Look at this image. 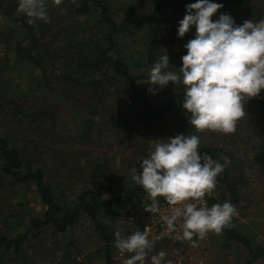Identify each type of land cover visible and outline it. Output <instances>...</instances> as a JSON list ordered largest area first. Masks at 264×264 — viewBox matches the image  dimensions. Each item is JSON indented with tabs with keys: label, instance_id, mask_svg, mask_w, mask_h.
Here are the masks:
<instances>
[{
	"label": "rangeland",
	"instance_id": "obj_1",
	"mask_svg": "<svg viewBox=\"0 0 264 264\" xmlns=\"http://www.w3.org/2000/svg\"><path fill=\"white\" fill-rule=\"evenodd\" d=\"M109 7L108 16L117 27H113L100 15V9L92 8L89 15H74L71 0H63L56 6L47 0L46 9L49 23L38 21L29 25L37 31L35 45L43 46L52 41L53 56L43 60L44 68L30 60L17 57V42L25 38L26 28L9 18L5 8L14 15L18 0H0V135L9 139L12 146L24 151L33 167H41L47 181L53 186L58 201L69 208L76 203L77 196L85 189L100 190V186H110L126 192L133 187L130 170L141 167L158 142L180 133L198 135L202 154L209 148H219L223 157L230 158L229 176L238 177L239 193L236 205L237 215L231 226L237 233L247 238L252 249H264V179L254 164L255 152L264 137V89L258 97L245 103L246 115L236 125L232 134L205 130L196 132L188 122L183 101L174 94L185 90L181 84L171 81L164 88L152 86L155 94H144L152 108L167 107L162 114L146 109L138 91L145 87L147 73L158 61L162 49L169 57L168 71L179 73L182 56L187 54L184 45L196 36L195 26H191L183 38L178 36L179 22L186 15V6L197 0H164L157 11L162 29L159 33L157 50L149 59L148 44L153 28L152 15L158 0H103ZM222 4L211 19L216 22L222 14L230 15L236 26L245 20L258 22L264 19V0H210ZM61 9H66L61 14ZM111 33V34H110ZM111 35L114 48L109 50L114 58H120L128 65L133 75L142 76L134 84L124 80L109 70V63L91 68L84 76L85 81L98 79L100 86L87 85L82 92L68 98L62 94L63 86L45 81L55 73L77 71L81 73L84 60H94L97 56L96 41L108 46L107 35ZM34 44L30 36L23 45ZM40 44V45H39ZM36 50L34 55H38ZM40 57V56H38ZM55 80V79H54ZM5 99L13 103L6 104ZM17 106L25 111L38 112L51 109L55 124L40 117L31 121L18 113ZM184 129L180 131L181 127ZM209 156L218 162L213 152ZM224 162V161H223ZM0 163L2 161L0 160ZM0 173V235L11 237L24 233L30 227L32 217H42L44 205L39 199L34 184H11ZM106 194L102 196L106 200ZM162 197H157V200ZM217 203L229 201L228 192L219 188ZM150 202L147 194L131 201L126 209L115 210L100 204L98 218L108 228L114 240L111 242V263L123 264L130 255L117 256L114 232L119 227L122 236L131 235L136 225L126 224V215L143 208ZM127 212V214H126ZM197 240L193 247L190 241L179 243L158 241L150 243L152 250L147 253L145 264H151V257L160 251L167 256L162 264H264V253L256 260L245 244L229 238L222 232H209L205 239ZM22 248L27 259L24 264H61L75 259L78 264H106L104 241L94 228L93 221L86 215L69 225L65 232L45 226L41 234H28ZM78 257L80 260H78ZM116 257V258H115ZM3 264H15L4 257ZM250 262V263H249ZM139 264V262H137Z\"/></svg>",
	"mask_w": 264,
	"mask_h": 264
},
{
	"label": "clouds",
	"instance_id": "obj_2",
	"mask_svg": "<svg viewBox=\"0 0 264 264\" xmlns=\"http://www.w3.org/2000/svg\"><path fill=\"white\" fill-rule=\"evenodd\" d=\"M62 2L53 0L56 6ZM71 2L79 6L76 0ZM46 4L47 0H18L16 14L27 17L29 25L38 21L49 23ZM222 7L210 0L188 4L186 15L179 22L178 36L183 38L191 26H195L196 36L184 45L187 54L182 56L179 73L167 70L169 57L166 49H162L165 54L160 55L147 73L148 79L143 80L160 88L170 81L175 85L182 83L185 86L182 107L190 113L188 122L198 133L205 130L234 133L237 122L246 115L245 103L264 89V19L245 20L236 26L230 15L222 14L213 22L211 17ZM65 12L66 9H61V14ZM148 91L155 94L153 87ZM166 141L156 143L154 150L149 151L139 174L135 167L130 170L131 179L142 186L151 201L144 206L145 211L157 213L160 196L169 205L168 214L160 216L165 231L157 239L175 233L176 240L190 241L196 247L194 237L203 240L209 232L222 234L237 215L230 201L208 207L205 200L206 194L211 195L216 189L217 176L231 161L225 156L221 164L207 154H199L198 135L180 133ZM121 233L117 227L115 247L122 256L132 254L123 264H145L147 253L152 250L147 228L126 236ZM166 256L165 251H160L151 257V264H162Z\"/></svg>",
	"mask_w": 264,
	"mask_h": 264
},
{
	"label": "trees",
	"instance_id": "obj_3",
	"mask_svg": "<svg viewBox=\"0 0 264 264\" xmlns=\"http://www.w3.org/2000/svg\"><path fill=\"white\" fill-rule=\"evenodd\" d=\"M164 0H158L155 4L152 21L153 28L151 29V37L150 42L148 44V53L149 59L153 58L154 52L157 50L159 33L162 29V24L159 16L157 15V11L161 7V4ZM76 4L79 6L72 4V13L74 15L82 16L89 15L94 6L100 9V15L103 17L105 21L110 23L113 27V32L116 31L117 27H115L114 21L110 19L108 13L110 12L109 7L104 3L103 0H76ZM10 7V4L5 8V11L10 19L15 21L19 26H24L26 28L25 38L22 41L17 42L16 53L19 59L30 60L35 65L40 66L42 69L44 68L42 62L43 60L50 61L53 56L52 51V41L48 40L43 46L35 45V40L40 38L36 37V32L42 26L39 23L38 29L32 30L30 26L24 21L23 16L12 14L10 10H7ZM111 34V33H110ZM108 34L106 40L108 42L107 47H102L99 45V41H96L97 47V56L93 60H84L83 68L81 69V73L78 74L77 71H74L71 68V71L55 73L49 79V75H45V81L55 84V81L62 85L64 90H62V94L65 97L71 98L76 92H82L87 85H91L94 87L100 86V81L98 79H91L90 81H85L84 76L88 73V70L100 65L105 64V62L109 63V70L112 71L114 75L122 78L126 84H134L136 80H138L142 76L133 75L128 65L120 58H114L111 54H109V50L114 48V42L111 39V35ZM32 37L34 39V44H24L26 39L28 41V37ZM40 45V44H39ZM38 50V55H34V52ZM40 56V57H38ZM146 80L148 77H145ZM55 79V80H54ZM151 85L147 84L144 88L138 91V95L145 106L146 109L155 111L157 115L162 114L165 107L152 108L149 106V102L144 94L146 89H149ZM184 91L180 93L174 94L172 97H178L180 100L184 102ZM5 97L0 95V101H3ZM13 103L10 99H5L6 104L8 102ZM17 111L20 114H24L31 121H37V118L43 117L45 121H51V127L55 124V115L52 113L51 109H43L38 113L40 115H36L35 112L25 111L23 108L17 106ZM187 113V111H186ZM190 115V113H187ZM184 129V126L181 127L180 131ZM209 152H213L214 156L218 157V162L223 164V153L220 152L219 148H209L204 151L201 155L207 154ZM0 173H3L9 180L11 184L18 185H28L34 184L35 190L39 196L40 201L44 205L45 209L42 217H32L30 219V227L24 232L17 234L15 236L6 237L0 235V264L1 259L4 257H8V259L15 262V264H24L22 261L27 259L25 254V249L22 248L24 242L26 241L28 234H31L33 237H38L41 234V228L45 226H49L55 228L56 232H65L69 225H72L80 215H86L89 217L93 223L94 228L98 231L100 237L104 241V251H105V262L106 264H110L111 259V242L114 240L111 233L108 232V228L103 224L98 218V213L100 211V204L103 202L107 205V207H115V210L126 209L129 207V204L135 201L137 197H142L147 193L143 190L142 186L136 185L133 182V187L128 189L126 194L121 192L120 189H115L110 186H100V190L97 189H85L81 191V193L77 196L76 203L72 207H65L62 205L55 194V190L53 186L47 181L45 177V172L41 167H33L31 161L26 158L24 151L18 149L16 146H12L9 143V139L5 136L0 135ZM254 164L258 168L260 174L264 179V137L262 139V144L259 149L255 152L253 157ZM203 163V161H201ZM142 171L141 167L138 169L137 173L139 174ZM240 173L238 177L231 178L228 172V166L225 167L224 171L217 176V185L218 188H222L228 192L229 201L236 207L239 193L237 189V183L239 182ZM106 194V200L103 201L102 196ZM162 197V196H161ZM217 199L215 198L211 201L210 207L213 204H217ZM263 201H264V189H263ZM127 214V212H126ZM229 238L235 239L243 244L249 249L250 254L252 256L250 261L256 260L263 253V248L252 249L249 245L247 238L237 233L234 228H225L222 231ZM250 263V262H249Z\"/></svg>",
	"mask_w": 264,
	"mask_h": 264
},
{
	"label": "built area",
	"instance_id": "obj_4",
	"mask_svg": "<svg viewBox=\"0 0 264 264\" xmlns=\"http://www.w3.org/2000/svg\"><path fill=\"white\" fill-rule=\"evenodd\" d=\"M217 183V178H216ZM219 194L218 185L216 189L213 191L211 195L206 194L205 200L207 202V206L210 207V203L213 199L217 198ZM159 202V211L155 214L145 211L144 207L137 210L136 212H131L126 215V224L127 225H136L137 229L141 232L147 228L148 231V239L150 243L166 241V242H174L179 243L183 241H179L175 239V233H169L165 235L162 239H157L161 232L165 231L166 226L163 224V221L160 219L161 214H168L169 205L167 204L164 197L158 200ZM151 201L148 203L150 204ZM147 204V205H148ZM182 222V220H181ZM117 256H122L118 251ZM78 260L79 257H78ZM61 264H78V261L75 259H71L66 261V263ZM178 264H182V260H178Z\"/></svg>",
	"mask_w": 264,
	"mask_h": 264
},
{
	"label": "crops",
	"instance_id": "obj_5",
	"mask_svg": "<svg viewBox=\"0 0 264 264\" xmlns=\"http://www.w3.org/2000/svg\"><path fill=\"white\" fill-rule=\"evenodd\" d=\"M116 258V257H115Z\"/></svg>",
	"mask_w": 264,
	"mask_h": 264
}]
</instances>
